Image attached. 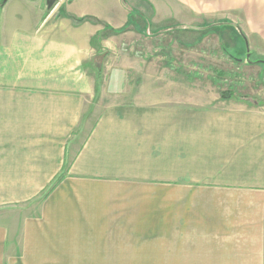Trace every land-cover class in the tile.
<instances>
[{
    "label": "crops",
    "instance_id": "obj_1",
    "mask_svg": "<svg viewBox=\"0 0 264 264\" xmlns=\"http://www.w3.org/2000/svg\"><path fill=\"white\" fill-rule=\"evenodd\" d=\"M116 1L0 7V264H264V64L223 90Z\"/></svg>",
    "mask_w": 264,
    "mask_h": 264
},
{
    "label": "rangeland",
    "instance_id": "obj_2",
    "mask_svg": "<svg viewBox=\"0 0 264 264\" xmlns=\"http://www.w3.org/2000/svg\"><path fill=\"white\" fill-rule=\"evenodd\" d=\"M36 1L46 9L45 0ZM124 2L129 6V12L133 10V20L141 26L140 30L153 33L160 30L159 32H162L160 39L162 37L163 41H180L181 39H170L171 32H192L186 29L188 27L204 26L217 22H228L236 26L235 31H230L226 26L214 35L205 34V38L202 40L198 37L200 33L195 31L197 39L190 36L187 41L193 42V45L189 48L154 50L151 55L153 59L160 54L170 56L174 54V56L185 57L188 58L190 66H192L194 59L193 65L197 66L194 77L215 79L222 84L223 90L233 89V86L236 87L242 83L243 76L238 71L239 66L251 62L252 65L263 64L262 62H264V0H124ZM116 5L117 8L121 9V12L127 15L118 0ZM88 19L93 21L92 18ZM112 30L117 35L136 31L132 24H128L125 28L119 25ZM217 36L221 37L218 44L216 43ZM156 39L159 38L153 40ZM236 39H238L237 48L235 45ZM245 41L247 42L248 52L246 51ZM125 50L139 61H146L150 57L145 50L138 47H127L126 49L122 47L121 52L124 54ZM107 53V50L101 52L100 59H103ZM116 67L101 66L100 77L103 79L108 78L110 70ZM227 67L228 70L225 72L224 70ZM123 73L131 78L140 76L139 73L130 69L122 70L120 72L121 77H123ZM189 74L192 75V72ZM259 77L264 90V67L261 69ZM261 97H259V101ZM46 192L47 190L42 194L45 195ZM11 209L17 208L9 207L7 212H10V214L6 215V219L10 221L14 218L15 222H18L23 215H13ZM15 211V213L19 212L18 210ZM104 255L101 258L107 259L108 256ZM100 264L109 263L100 262Z\"/></svg>",
    "mask_w": 264,
    "mask_h": 264
},
{
    "label": "trees",
    "instance_id": "obj_3",
    "mask_svg": "<svg viewBox=\"0 0 264 264\" xmlns=\"http://www.w3.org/2000/svg\"><path fill=\"white\" fill-rule=\"evenodd\" d=\"M6 0H2L0 2V7L5 3ZM126 5V4H125ZM53 8V7H52ZM51 8V9H52ZM50 9V10H51ZM48 11V10H47ZM129 15L131 16V18L133 17L134 15V12L133 10H131L129 12ZM66 16H69V15H66ZM71 17V16H69ZM82 20V19H81ZM226 26L228 27V29L230 31H235L237 29L236 26H234L232 23H228V22H217V23H212V24H209V25H204V26H198V27H188L186 29L190 30V31H204L206 33H218L220 31V29H223V27L226 28ZM243 37V36H242ZM244 38V37H243ZM245 40V39H244ZM264 64V62H262ZM230 95H233V93H230V92H223L222 93V97H228ZM62 179V175H58L54 178V180L51 182V184L48 186V189H47V194L52 191L55 186L61 181Z\"/></svg>",
    "mask_w": 264,
    "mask_h": 264
},
{
    "label": "water",
    "instance_id": "obj_4",
    "mask_svg": "<svg viewBox=\"0 0 264 264\" xmlns=\"http://www.w3.org/2000/svg\"><path fill=\"white\" fill-rule=\"evenodd\" d=\"M60 0H45V3H46V9L50 10L52 7H54V5L59 2ZM245 46H246V49L248 50V47H247V42L245 41Z\"/></svg>",
    "mask_w": 264,
    "mask_h": 264
}]
</instances>
